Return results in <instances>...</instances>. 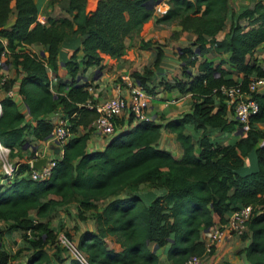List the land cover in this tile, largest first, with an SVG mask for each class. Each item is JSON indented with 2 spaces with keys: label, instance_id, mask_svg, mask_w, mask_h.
Returning a JSON list of instances; mask_svg holds the SVG:
<instances>
[{
  "label": "trees",
  "instance_id": "16d2710c",
  "mask_svg": "<svg viewBox=\"0 0 264 264\" xmlns=\"http://www.w3.org/2000/svg\"><path fill=\"white\" fill-rule=\"evenodd\" d=\"M53 1L69 16H47L42 23L36 18L33 0H0V36L6 39V45L0 42V51L5 48L10 64L19 66L17 91L28 113L37 118L29 127L16 102L1 95L0 143L10 155L29 136L46 139L52 126L47 114L56 110L67 117L70 133L48 177L31 178L28 162L18 161L12 175L0 182V219L5 222L0 236L3 230L22 231L27 243L24 248L29 250L24 264H83L58 243L57 230L48 223L49 213L58 205L75 201L77 217L91 210L95 223L94 230H80L75 242L88 264H163L158 259L163 251L171 264H182L190 255L203 256L201 232L212 225V213L223 222L225 212L250 204L252 214L246 221L249 242L238 251L243 252L246 264H264V129L253 125L264 122V90L252 93L258 110L241 135L234 131L235 119L227 117L224 94L216 90L220 84H232L237 78L240 87L246 88L249 76H264V65L245 60L259 43L264 49L261 0L237 12L228 8V0H166L167 7L159 14H154L157 0H97L90 11L85 10L86 0H49ZM11 12L13 22L5 27ZM227 13L228 29L216 38ZM150 16L155 26L175 21L180 30L193 34L195 47L179 48L182 77H174L172 82L162 74L159 77L164 88L190 93L189 110L164 123L138 119L112 134L102 149L87 151L86 139L95 111L84 104L93 95L87 88L91 83L82 80V72L92 64L99 67L101 53L119 57L125 49V38L138 31ZM241 18L247 22L241 24ZM68 37H78L82 53L79 59L72 53L63 61L68 75L65 78L56 73V53L59 43ZM32 42L45 46L43 60L19 47ZM152 43L140 39L138 47ZM207 51H228L231 68H223L222 59L202 60L195 74L189 72L188 66L194 64L197 55ZM161 57L162 50L156 45L152 67ZM46 65L54 76L52 81ZM79 65L82 71L78 72ZM129 74L147 92L151 91L149 67L133 69ZM10 84L8 79L4 88ZM118 120L115 117L114 127ZM77 124H84L86 130L74 134ZM185 126L190 130L185 131ZM160 128L173 132L181 147L178 158L157 146ZM212 130L225 133V137L211 134ZM253 148L256 168L241 173L243 157ZM141 184L164 191L149 198L139 191ZM99 199L105 201L97 204ZM30 209L37 218L45 219L33 218ZM63 234L71 241L66 229ZM245 235L240 233L241 237ZM15 256L0 247V264Z\"/></svg>",
  "mask_w": 264,
  "mask_h": 264
},
{
  "label": "crops",
  "instance_id": "0c3cea01",
  "mask_svg": "<svg viewBox=\"0 0 264 264\" xmlns=\"http://www.w3.org/2000/svg\"><path fill=\"white\" fill-rule=\"evenodd\" d=\"M34 3L37 5V14L36 18L44 23L46 22L47 16H69V14L64 10L61 9L56 1L49 2V0H33ZM97 0H86L85 2V10L90 11L94 8ZM256 1V0H255ZM261 2L264 5V0H261ZM253 4V3H252ZM12 5V2H11ZM167 7V5H165ZM250 6V5H249ZM164 7L161 12L166 8ZM154 14H159L157 12H154ZM14 19V13H9L6 22L4 24L5 27H9ZM242 23L243 18L240 19ZM229 24L224 28V25L221 27V29L215 34L216 38H221L223 36V33L227 31ZM174 31L177 32V36H174L172 38L171 34L174 33ZM186 34H190V39L187 41V38L185 37ZM140 39L146 40L150 39L153 41V43L146 47V48H140L138 47V42ZM184 39V40H182ZM1 43L3 45H6V39L2 36ZM167 41L165 43V41ZM125 49L124 52L119 57H111L107 53H101V60H100V66L97 67L95 64L89 65L83 70V79L87 80L91 83V86L88 87V90L96 97L100 98L105 96L106 94L110 93H118L122 96H127V89H125L124 86L115 87V83L112 84L114 77L116 74H119L120 72H125L124 65L131 64V70L135 69L138 71H141L143 67H149L152 70V74L150 75V78L148 79L149 85L151 86L150 98H149V106L147 108V111L152 114V119H154L156 122L164 123L169 118H174L180 116L183 112L189 110L191 98L190 93L187 90H179L176 88L166 89L163 87V85L160 83V75L162 74L168 82H172L174 77H182L181 71H180V60L178 58L179 48L183 46H189L191 48H194L195 45L192 44L193 41V34H191L188 31L180 30V26L178 24L171 23H164L162 26H155L154 24V17L150 16L147 18L141 25L140 29L136 32H131L126 38H125ZM180 42H183L184 45H181ZM135 43V44H134ZM169 43H175L174 48L176 49V53L173 54L170 52V46ZM156 45H158L162 50V57L160 62L156 67H152V61L155 57L156 52ZM263 44L259 43L254 50L251 52V54L245 55L246 61H254L255 63L259 65H264V49L262 48ZM22 48H27L32 51H41L40 53L44 55L45 57V46L42 45L39 42H32L27 45H20ZM257 52V53H256ZM74 53L76 58L79 59L81 57V49H80V41L78 37H68L63 39L57 49L56 53V61L59 64V66L56 69V73H58L59 76L68 78V75L66 74V71L63 66V61L67 60L70 55ZM229 55V52H214L213 54L210 51H207L201 55H197V58L193 65L188 66L189 72L192 74H195L197 70V64L202 60H217L222 59V67L226 69H230V65L228 63L227 57ZM8 65L9 67V75L11 80V85L18 90L20 77H21V71L19 69V66H16V68L10 64V58L8 57ZM47 74L51 77L52 71L50 69L49 65H46ZM82 71V67L79 65L78 72ZM127 71V70H126ZM232 77L237 78V75L235 72H232ZM264 90V87L259 88L257 91L262 92ZM108 92V93H107ZM20 97L18 98L17 106L23 113L24 122L28 124L29 127H32L35 125L37 118L31 116L26 107H23L20 103ZM227 111V110H226ZM59 112L58 110L50 112L47 114V117H51L54 113ZM128 112L124 111L122 112L117 118L119 119L117 124L115 125L113 135L122 130L125 127L131 126L136 119L135 118H129ZM231 115L227 111V117H230ZM39 117H42L41 115ZM264 122L258 121L255 122L253 125L258 129H264V127H261L260 125H263ZM237 127V123H236ZM235 127V130H236ZM165 129V128H163ZM86 130V126L84 124H77L75 126V132L74 134H81ZM166 130V129H165ZM185 131H189V127H184ZM234 130V131H235ZM171 134L173 140L170 141L171 146L168 147L165 143L162 144L161 138L164 135ZM229 134V136H231ZM170 136V135H169ZM29 141L25 140V145H21L20 147H15L11 154L9 155L11 160L14 161H26V159L29 157L31 152V146H34L37 150L42 151L45 155H53V156H59L61 153V149L57 144H54L50 142L48 139H34L33 136H29ZM108 137L98 135V133L95 131V129H91L90 133L88 134V137L86 139V146L85 149L87 151L91 150H99L102 149L105 144L108 141ZM156 144L159 148L167 149L171 152V154L174 157H179L181 155V147L179 146L178 142L174 139L173 132H170L168 130L162 131V128H160V134L158 139L156 140ZM4 154H7V151H4ZM257 162H256V156L254 148L251 149L244 157H243V164L241 166L240 172H246L248 170H254L256 168ZM142 184L139 187V191H144L145 194L150 198L151 196H154L155 194H160L164 190L161 188H142ZM122 195V194H119ZM55 196V195H51ZM105 199H99L97 200V204H100L101 202H104ZM71 202V201H70ZM70 202L58 205L53 211L49 213L48 216V223L55 228L54 226H61L62 220L64 218L62 216L71 215L74 219V224L76 227L80 230H94L95 229V223L93 218L90 216L92 213L91 210H85L83 211V217L79 218L76 215L77 208H76V202L74 201V204L72 205V209H68V205ZM73 202V201H72ZM64 210V211H63ZM66 210V211H65ZM29 214L36 219L44 220L45 218H37L34 213V209L29 210ZM55 214L59 216V219L54 222L51 221L52 215ZM229 214V212H225L223 214V218H226V216ZM87 221V222H86ZM212 225L219 222V216L216 213H212ZM78 223V224H77ZM0 224H2L1 228H4L5 222L0 219ZM64 225V224H63ZM81 226V227H79ZM20 230H11V231H5L3 230L0 236V247L4 249V245L7 242V239H10V241L14 244V249H10L7 251L9 254L16 253V255L20 254L21 251L26 250L24 247L27 244L21 236ZM243 232L246 233L244 237H241L238 233H232L228 235L227 237L218 239L213 247L212 253H219V257L223 256H229L232 257V259L228 260L227 264H246L247 261L244 257L243 252L238 251L240 248L244 247L249 242V231L247 229V226L244 228ZM203 231L201 232V237H203ZM238 240V243H234V240ZM28 250V249H27ZM158 259L163 264H171L165 256V252H161L158 255ZM6 264H9L6 263ZM14 264V263H10ZM19 264V263H18ZM21 264V263H20ZM42 264V263H39ZM48 264H53V262H49ZM200 264H204V262H200Z\"/></svg>",
  "mask_w": 264,
  "mask_h": 264
},
{
  "label": "built area",
  "instance_id": "2783aa9c",
  "mask_svg": "<svg viewBox=\"0 0 264 264\" xmlns=\"http://www.w3.org/2000/svg\"><path fill=\"white\" fill-rule=\"evenodd\" d=\"M1 39L2 36H0V42L2 41ZM29 51L36 54L42 60L44 59V55L40 53L41 51H32L30 49ZM6 52L7 50L5 48L0 51V96H8L18 104L17 100L19 97L21 99V96L17 89L11 84L4 88V84L8 79H10V66L8 65L9 61ZM118 76L120 81L124 84L115 82V87H120L121 85L127 87L126 97L118 93H108L105 96L98 98L92 94V99L87 98L84 101V104L87 107L92 108L95 111V116L91 121V125L98 135L106 137L107 135H112L115 128L114 119L124 111L132 114V117L136 120L152 119V114L147 111L150 93L147 92L136 80H133L129 72L119 73ZM50 79L51 81L54 80V76H51ZM262 87H264V76L252 75L249 76L246 88L240 87L239 78H237V80H235V82L232 84H220L216 88V90L225 96L227 111L237 123L235 130L237 134H243L250 127V117L258 110V104L252 93L256 92ZM20 103L23 107H26L22 100H20ZM48 118L52 121V126L46 139L50 140V142L54 144H57L61 149L63 143L68 139L70 134L68 130V119L66 116H63L60 111L54 113ZM29 139L27 141H29ZM0 145L2 146L0 148V158H2L5 153L4 151H7L8 148L1 143ZM32 151L33 153L26 159V162H28L30 166L28 173L29 176L33 179L48 177L57 156L46 155L47 158L45 163L41 165L40 168H33L31 167V160L45 154L36 148ZM17 165L18 161L3 162L1 167L2 169H0V182H2L5 177H10ZM251 214V205L243 204L231 209L223 222H218L208 226L203 231L204 234L202 239L204 243V249L202 255L206 256L211 253L214 244L218 239L227 237L232 233L240 234L246 227V221ZM57 239L64 245L70 242V240L66 239L63 235H61V237L58 236ZM73 255L77 257L83 264H88L78 251ZM203 256L190 255L182 264H198L201 260V257Z\"/></svg>",
  "mask_w": 264,
  "mask_h": 264
},
{
  "label": "rangeland",
  "instance_id": "374dc122",
  "mask_svg": "<svg viewBox=\"0 0 264 264\" xmlns=\"http://www.w3.org/2000/svg\"><path fill=\"white\" fill-rule=\"evenodd\" d=\"M166 0H159V1H157V2H155V4H154V12H157V13H161V10L164 8V7H166L165 5H167V3L165 2ZM255 0H228V8L229 9H232V11H239L242 7H244V6H251L252 5V3L254 2ZM228 12H229V10H228ZM244 19V21L242 20V23L241 24H245L246 22H247V19L246 18H243ZM239 21L241 22V20L239 19ZM171 22H173V24L175 25L176 23H175V21H170V22H168V23H171ZM167 23V24H168ZM230 23V18H229V15H228V13H227V15H226V18H225V20H224V28L228 25ZM161 26H162V24H161ZM174 34H177V32L176 31H174V33L173 34H171V36H172V38L174 37V36H177V35H174ZM186 38H187V41L190 39V34H186V36H185ZM182 40H184V39H182ZM165 41V40H164ZM167 41H165V43H166ZM181 43V45H184L183 44V42H180ZM135 44V43H134ZM174 45H175V43H169V46H170V52H172L173 54H175L176 53V49L174 48ZM212 54L214 53V52H212V51H210ZM257 53V52H256ZM131 67H132V65L131 64H129V65H124V70H125V72H129V71H131ZM127 70V71H126ZM120 73H122V72H120ZM115 82H120V83H122V84H124L123 82H121L120 81V79H119V76H118V74H116V76L114 77V80H113V82H112V84L113 83H115ZM121 86H123V85H121ZM125 87V86H124ZM125 89H127V87H125ZM108 93V92H107ZM261 127H264V124L263 125H260ZM162 131H166L165 129H163L162 128ZM211 134H213V135H215V136H217V135H219V137H221V138H223V137H225L224 135H225V133H221L220 134V132H218V130H212L211 132H210ZM170 135V136H169ZM107 137H108V139H110V137H111V135H107ZM173 140V138H172V136H171V134L169 133L168 135H164L162 138H161V142H162V144H166L168 147H170L171 146V143H170V141H172ZM172 147V146H171ZM8 161H14V160H11L10 159V157H9V153L7 152V154H4L3 156H2V158H0V169H2L1 167H2V163L3 162H8ZM74 204V201L72 202H70V204L68 205V208H67V210L68 209H72V205ZM64 211V210H63ZM66 211V210H65ZM63 218H64V220H62V225L60 226H54L55 227V230H57V237L59 236V237H61V235H63L64 236V234H63V230L64 229H66L69 233H70V235H71V241L69 242V243H66L65 245L61 242V241H59L58 243H60V245H64L65 247H67L66 248V251H68V252H70V253H72V254H76V252H77V250H76V248H75V242H76V238H77V235H78V232H79V228L78 227H76L75 225H73L75 222H74V219H73V217L71 216V215H68V212H67V215H65V216H62ZM59 219V216H57V215H55V214H53L52 215V217H51V221L53 220L54 222L56 221V220H58ZM87 222V221H86ZM56 223H57V221H56ZM64 224V225H63ZM78 224V223H77ZM2 227V224H0V228ZM79 227H81V226H79ZM106 240H108L109 242H110V239H106ZM234 243H238V240H234ZM151 247H153L154 246V244L153 243H150L149 244ZM14 244L10 241V239H7V242L5 243V245H4V249H6L7 251H9L11 248L12 249H14ZM47 249V251H51V248H49V247H47L46 248ZM66 251H63V254H65L66 253ZM28 253H29V250H23V251H21L20 252V254H18V255H16L15 257H13V258H11L10 260H9V264L10 263H14V264H24V262H25V260H26V256L28 255ZM219 253H209L208 255H206V256H203V257H201V260H200V262H204V264H227L228 263V260L229 259H232V257H229V256H223L222 255V257H219ZM53 262V261H52ZM200 262L198 263V264H200ZM53 264H56L55 262H53Z\"/></svg>",
  "mask_w": 264,
  "mask_h": 264
},
{
  "label": "water",
  "instance_id": "95a60500",
  "mask_svg": "<svg viewBox=\"0 0 264 264\" xmlns=\"http://www.w3.org/2000/svg\"><path fill=\"white\" fill-rule=\"evenodd\" d=\"M157 1H159V0H157ZM22 145H25V142ZM34 149H35V147L31 146V150H34ZM46 158H47L46 155H42L38 158L32 159L31 160V167L40 168V166L45 163ZM160 250H161V248L158 249V252H160Z\"/></svg>",
  "mask_w": 264,
  "mask_h": 264
},
{
  "label": "bare ground",
  "instance_id": "6f19581e",
  "mask_svg": "<svg viewBox=\"0 0 264 264\" xmlns=\"http://www.w3.org/2000/svg\"><path fill=\"white\" fill-rule=\"evenodd\" d=\"M2 146L0 145V148H1Z\"/></svg>",
  "mask_w": 264,
  "mask_h": 264
},
{
  "label": "clouds",
  "instance_id": "9594fccd",
  "mask_svg": "<svg viewBox=\"0 0 264 264\" xmlns=\"http://www.w3.org/2000/svg\"><path fill=\"white\" fill-rule=\"evenodd\" d=\"M165 10V9H164ZM6 147V146H5ZM32 151V150H31Z\"/></svg>",
  "mask_w": 264,
  "mask_h": 264
}]
</instances>
